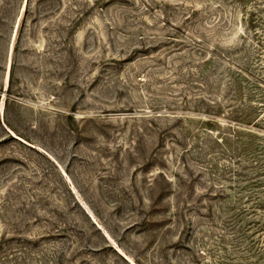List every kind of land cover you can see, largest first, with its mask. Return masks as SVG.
I'll return each instance as SVG.
<instances>
[{
  "label": "rangeland",
  "instance_id": "obj_1",
  "mask_svg": "<svg viewBox=\"0 0 264 264\" xmlns=\"http://www.w3.org/2000/svg\"><path fill=\"white\" fill-rule=\"evenodd\" d=\"M0 264H264V0H0Z\"/></svg>",
  "mask_w": 264,
  "mask_h": 264
}]
</instances>
